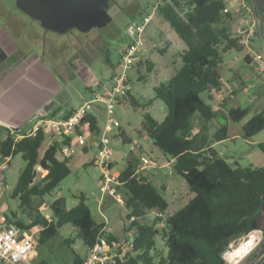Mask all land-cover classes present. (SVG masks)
Returning a JSON list of instances; mask_svg holds the SVG:
<instances>
[{
	"label": "trees",
	"instance_id": "1",
	"mask_svg": "<svg viewBox=\"0 0 264 264\" xmlns=\"http://www.w3.org/2000/svg\"><path fill=\"white\" fill-rule=\"evenodd\" d=\"M226 4L227 0H173L157 9L186 48L179 53L180 67L167 81L153 87V96L147 102L151 105L155 100L160 101L166 115L158 121L145 113L142 131L159 151L172 159L173 172L185 180L193 195L183 206L168 214L170 204L160 188L149 176L135 173L141 155L131 154L125 169L113 174L119 182L117 191L120 189L123 193L121 195L118 191L127 209L128 224L124 232H133L132 248L123 253L120 247L111 264H227L225 254L230 245L258 230L257 219L264 199V167H232L210 146L208 128L204 124L193 133L192 118L197 114L205 122L218 124L210 138L222 142L228 138L227 121L240 122L249 113V108H231L220 118L219 110H214L201 97L211 90H221L223 55L230 51L243 52L239 36L232 32L233 16L224 12ZM250 60L245 55L244 62ZM147 65L148 72H151L152 63L147 62ZM122 103L140 107L130 92ZM85 123L87 132L99 131L97 116H86ZM263 130L264 115L258 113L243 125L242 138L249 139ZM45 142L41 132L14 140L8 131L0 144L2 159L20 155L25 162L8 196L19 201L18 210L28 222L18 220L16 213L10 217L24 229L38 228V246L54 239L63 226L70 225L76 237L89 249L104 223L93 218L82 196L71 208H67L62 198L46 202L44 197L51 195L69 175L70 158L59 157L58 143L48 146L41 154ZM123 143L127 142L124 140ZM256 147L264 154V144L259 143ZM36 167L46 174L40 177ZM44 203L50 212L48 216L40 210ZM148 210L157 212L151 224L142 222ZM108 239L110 242L119 241L113 233ZM253 242L251 238L240 245L239 252H244ZM72 253V264H83L84 258ZM229 254L233 256L236 251ZM39 264L47 263L42 261Z\"/></svg>",
	"mask_w": 264,
	"mask_h": 264
},
{
	"label": "rangeland",
	"instance_id": "2",
	"mask_svg": "<svg viewBox=\"0 0 264 264\" xmlns=\"http://www.w3.org/2000/svg\"><path fill=\"white\" fill-rule=\"evenodd\" d=\"M235 1H238V9L244 10L243 6H247L251 9L246 0ZM116 2L119 6L130 3L132 7L129 16L126 18L120 17L115 19L118 22L119 27L112 34L108 30L112 25H109L103 29H92L86 33H82L77 29H71L60 35L43 29L39 22L29 19L26 15H24V31H27V36L29 35V32H32L30 30L31 28L35 29V31L37 30L39 33L44 32L46 53L48 48L49 51L57 49L62 52L64 50L65 54L62 53L63 59L67 58L68 60L73 55H79V59L82 60L83 66L92 73L93 78L98 82L107 83L110 81L113 71H115L118 66L120 61V50L127 41L124 31L125 23L130 20L139 21L143 16L150 14L153 6L157 4L158 0H116ZM17 12L20 13L21 11L19 10ZM248 14L249 13L244 10V13L242 14L243 18L247 20L246 15ZM251 16H253V14H251ZM240 20L243 22L241 17L236 18V20L232 22V32L234 35H238V30L243 26L241 25ZM168 30V23L165 22L156 11V13L152 15V20L145 31V35H148L151 38L152 43L151 48L149 47V49H152L153 52L145 60L136 63L134 69L129 72L130 93L138 100L140 107H132L127 104L126 107L119 105L116 108V118L122 123L126 135L131 142L123 143L121 138L114 136L117 135L116 130L109 135L111 139V147L113 149L112 160L114 161L111 168L112 172H122L127 166V161L131 154H136V156H147L149 159L156 162L158 166L166 160L170 162L172 161L170 157L166 155L164 157L163 153L153 145L152 141L148 139L142 131V133L138 135L139 131L142 130L145 113H148L157 120H161L166 114V109L160 101H156L159 104L158 110L152 108L147 102L148 99L153 96L152 88L153 85H155V81L161 79L158 78L160 77L158 76L160 72L155 66H158L159 64L156 59H161L165 55L164 53H160V50L165 49L164 46L169 40L167 36ZM160 31L164 32L166 35V39L164 40L166 43L163 40H159L157 37L159 36ZM26 39L27 41H30L28 37ZM145 46L148 49L147 45ZM244 46L243 50H245ZM36 49L34 51H37ZM28 51L31 53L30 50ZM234 52L235 51L227 52L223 55L225 58L222 64V75L224 82H226L227 79L229 80L227 82L228 88L231 87L232 89H237L240 85L237 75L241 77H244V75L252 76L254 70L251 66L244 63V59L242 58L243 53ZM247 52L251 55L262 52V47L260 46L259 41L255 40L250 44ZM236 57H239L240 61L235 64L231 63L230 60L235 59ZM147 62L152 63L151 72H148L147 70ZM179 62L178 67L181 64V61ZM54 65L58 66L56 69L52 65L54 72L58 74L62 82L61 85L63 86V91L55 98L56 102L63 106L65 103H69L70 105L77 104L90 98V94L86 90V87L90 85L92 88H95L96 85L92 84L91 81L86 82L81 73L79 74V71L73 65L67 66L64 62L60 63L58 61H55ZM139 76H142V80L139 79ZM218 93L219 92L213 91V94L211 95L207 92L201 94V97L208 103H215V100L213 101V99L214 96H216V101H218ZM209 95L212 97V100H209ZM237 96L238 97L236 98L241 101L242 107H245L246 105L249 107V113L240 122H231L228 127L229 137L226 140L215 142L210 138L216 129L214 128L216 125L214 121L205 122L201 120L197 114L193 116L192 121L195 127H200V125L205 122L204 125L208 128L207 136H209L210 146L220 157H223L230 166L264 167V154L256 147L257 143H264V131L248 140H244L241 137L243 125L255 114V105L249 101L245 102V94H243L241 90H237ZM228 104L231 105V102H228ZM95 114L97 116L98 124L103 126L105 121V117L103 119L104 115L99 110L96 111ZM221 123L224 124V121H221ZM46 147L47 142L43 143L40 152L42 153ZM95 153L96 147L94 146H89L86 151L80 147H76L75 152L69 157V175L61 181L51 195L45 196L44 198L48 203L56 198H62L66 202L67 208H71L78 204L79 198L82 196L85 204L91 210L93 218L99 223L106 222L109 224L117 240H120L118 241L119 244L122 245V242L127 239L126 233L124 232V227L128 224L126 219L127 209L121 199H115L110 196H104L101 204L98 203L96 198L101 196L99 186L100 173L98 170L89 166V162ZM7 164L8 165L3 169L4 180L2 183L9 187H7L5 192L0 194V210L7 215L16 213L18 220L27 223L28 219L26 216L18 210L19 201L8 196L9 192L15 187L18 175L25 166V162L20 155H16L13 158H9ZM172 167V163L171 165L160 167L159 172L161 176L158 180L153 181L154 185H156L158 189L160 188L159 191L170 204L168 214L173 213L183 206L188 201L189 197L191 198L193 195L189 192L185 180L175 174ZM144 176L148 177L149 173H146ZM182 186L184 188L183 190ZM172 187L178 191L184 192L182 200L177 204H174L177 200L174 197ZM118 191L123 195L122 190L119 189ZM40 210L46 216L50 213L46 203H44ZM156 214V211L148 210L142 222L151 224ZM250 239V237L248 239L245 236V238L243 237L233 242L232 248L234 249L225 254V259L232 260L235 255L244 253L248 250L249 245H246L245 247L248 248L244 252L237 251L240 245L246 243ZM66 240L70 242L65 243L64 241ZM130 241H132V239H130ZM124 248L127 247L122 245L121 250H124ZM234 250L236 251V254L230 256L229 252ZM85 251L86 247L76 237L74 229L70 225H65L59 230L58 235L54 239L49 240L43 245L37 246L35 263L39 264L40 262L45 261L47 264H72L74 257L72 252L83 257Z\"/></svg>",
	"mask_w": 264,
	"mask_h": 264
},
{
	"label": "crops",
	"instance_id": "3",
	"mask_svg": "<svg viewBox=\"0 0 264 264\" xmlns=\"http://www.w3.org/2000/svg\"><path fill=\"white\" fill-rule=\"evenodd\" d=\"M246 1L250 5L253 11V16L257 22L256 27L254 28V34L249 32L250 26L247 22L244 21V18L242 16L244 10L238 9V1L227 0L226 4L229 12L233 16V21H235L236 18L240 17L243 20V22L240 20L241 25L243 26L240 27L237 35L239 36L240 40L246 42L244 46L245 50H243L245 52H241L243 53V59L245 55L248 54L247 49L249 45L252 44L255 40L259 41V44L262 47V51L264 52V0ZM17 11L19 10H17L15 2H13V0H0V144L5 139L6 133L8 131L11 134L16 130V132H18L17 137H23L27 131L31 130L33 124L38 118L43 116H52L51 114L55 110L59 111L53 116L62 118L68 110H71L73 107L86 101L84 100L81 103L71 105L69 103H65L63 106L56 102L55 98L59 95V93L63 91V86L61 85L62 82L58 74H56L53 70V66L56 69L58 68L57 65H54L55 61H58L60 63L64 62L67 66H75L79 71V74L81 73L86 82L91 81L94 85H97L98 83H105L98 82L95 80V78H93L92 73L83 66L82 60L79 59V55H73L68 60L67 58L63 59L62 53L65 54L64 50L62 52L57 49L49 51L48 48V51L46 53L44 32L39 33L37 30L35 31V29L31 28L30 30L32 32H29V35L27 36V31H24V14L23 12L18 13ZM167 36L169 38L167 43L166 41H164L166 39V35L164 34V32L160 31L159 36H157L159 40H163L166 45L164 46V57L161 59H156L159 64L155 67H157V70L160 72L158 74V76L160 77L158 78L161 79L156 80L153 87L161 82L167 81L171 76L174 75V73L180 67H178V64L180 63L179 53L186 48L184 42L173 32L170 27L167 31ZM27 37L30 41H27ZM145 39L146 45L148 47L147 50L149 51L150 56L153 52L152 49H149V47L151 48L152 41L148 35L145 37ZM35 49L37 51H34ZM28 50H30L31 53H29ZM224 58L225 57L223 56L222 62L220 64L222 88L220 91H218L219 93L217 94L218 101H216V96H214L213 101L215 100V103L210 102L213 109L219 110V116L220 118H223V113H226L227 110L237 107L243 108L241 106V101L236 98L238 97L237 90H241L242 93L245 94V102L249 101L255 105L256 111L254 115L258 113H262L264 115V73L259 72L255 64L251 62V60L250 62H244L246 65H249L253 68V75H244V77L237 75L240 82L239 87L237 89H232L231 87L228 88L227 82L229 80L227 79V81L224 82L222 75V64L224 62ZM230 61L231 63L235 64L240 61V58L236 57L235 59H231ZM141 77L139 76V78ZM93 88L88 85L86 87V90L90 94V91ZM213 91L214 90H211L209 93L212 95ZM156 101L158 100L153 101L151 107L158 110L159 104ZM228 102H231V105H229ZM120 105H123L124 107L127 106L125 103H122ZM245 108L249 107L246 105ZM95 113L94 116H96ZM102 114L104 115L103 112ZM104 117L105 116H103V119ZM231 122L232 121H227L226 123L227 135L228 127L230 126ZM203 124H205V122ZM216 126H218L217 123L214 128H216ZM98 127L99 131L92 134H98L103 126H100L98 124ZM116 131L117 135L114 136H118L119 138H121L122 142L124 140L126 142H131V140L126 135L121 122L120 128ZM141 131L142 130L139 131L138 135L143 132ZM197 131L198 127H195L193 133ZM163 156L165 157L164 154ZM8 160L9 158L2 159L0 156V194L2 192H5L7 190V187H9L6 184L2 183L4 180L3 169L8 165ZM113 162L114 161L111 157V168L113 166ZM171 163L172 161L170 162L166 160L161 165H157V167L153 168L149 173L150 180L152 182L154 180H158V178L161 176L159 172L160 167L171 165ZM183 189L184 188L182 186V190ZM172 190L174 191V197L177 200L174 204H177L182 200L184 192L178 191L173 187ZM0 212L7 215L1 210ZM257 222L258 230H255L252 234H250V238L254 239L252 246L249 247V249L244 253L235 255L232 260H226L227 264H264V199L262 211L257 219ZM256 238L257 244H255ZM239 249L240 247L237 249L238 252ZM86 253L87 249L82 258L85 257Z\"/></svg>",
	"mask_w": 264,
	"mask_h": 264
},
{
	"label": "built area",
	"instance_id": "4",
	"mask_svg": "<svg viewBox=\"0 0 264 264\" xmlns=\"http://www.w3.org/2000/svg\"><path fill=\"white\" fill-rule=\"evenodd\" d=\"M172 1L158 0L150 14L143 16L139 21L130 20L128 22L124 30L127 41L120 50V61L109 82L98 83L95 88L91 89L90 98L73 107L68 116L62 118L55 116L40 117L35 121L31 130L24 134L35 136L38 132L43 133L47 147L54 143L60 145L58 153L60 158H69L75 152L76 147L82 149L89 146L96 147V153L89 162V166L100 173L101 196L96 198L99 204H101L104 196L121 199L116 189L119 182L111 171L113 149L109 135L120 127L115 112L117 106L121 104L131 90L129 72L134 69L136 63L149 56V51L145 46V31L152 20V15L156 13L159 6ZM243 8L249 13L246 15L247 20L244 18V21L250 26L249 32L254 34L253 28L256 27V21L254 16H251L253 14L252 9L247 6H243ZM224 12H229L227 6ZM239 43L243 46L246 44L243 40H240ZM247 55L257 70L264 73V52L254 55L248 53ZM98 110L104 113L105 121L100 132L92 134L87 132V124H83V120L88 115H94L95 111ZM11 135L14 140L21 138V136L17 137L18 132L16 131H13ZM155 167H157L156 162L141 155L135 173L144 176ZM35 170L41 177L46 174L40 167H36ZM103 223L104 225L98 231L96 242L87 249L83 264H111L122 245L127 247L122 250L123 253L132 248L130 239H132L133 232L127 233V239L120 245L116 241H109L108 238L113 232L109 224ZM37 232V227H33L31 230L24 229L16 225L10 216L0 212V261L2 264H35L38 246ZM250 234L246 236L248 239ZM255 244H257V238ZM229 248L230 251L234 249L232 244Z\"/></svg>",
	"mask_w": 264,
	"mask_h": 264
},
{
	"label": "water",
	"instance_id": "5",
	"mask_svg": "<svg viewBox=\"0 0 264 264\" xmlns=\"http://www.w3.org/2000/svg\"><path fill=\"white\" fill-rule=\"evenodd\" d=\"M110 0H14L15 6L40 26L56 34L71 29L86 33L111 23ZM230 251V249L228 250Z\"/></svg>",
	"mask_w": 264,
	"mask_h": 264
},
{
	"label": "flooded vegetation",
	"instance_id": "6",
	"mask_svg": "<svg viewBox=\"0 0 264 264\" xmlns=\"http://www.w3.org/2000/svg\"><path fill=\"white\" fill-rule=\"evenodd\" d=\"M131 7L132 5L129 3V4H126V5H123V6H119V4L116 2V0H110L109 3H108V10L112 13H114V16L112 18V21L110 24H108L106 27H108L109 25H112L108 30L109 32L112 34L114 33L117 29H118V22L115 20V19H118V18H122V17H127L129 16L130 14V11H131ZM26 15V14H24ZM27 16V15H26ZM28 17V16H27ZM31 19V18H29ZM113 20H114V23H113ZM35 21V20H33ZM37 22V21H36ZM129 21H127L125 23V26L128 24ZM105 28V27H104ZM103 29V28H102ZM25 55V54H24Z\"/></svg>",
	"mask_w": 264,
	"mask_h": 264
}]
</instances>
